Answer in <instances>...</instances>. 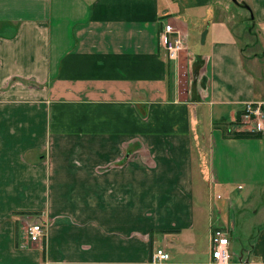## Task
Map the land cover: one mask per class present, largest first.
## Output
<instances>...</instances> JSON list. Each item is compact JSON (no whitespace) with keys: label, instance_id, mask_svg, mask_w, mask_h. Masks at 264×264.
<instances>
[{"label":"crops","instance_id":"1","mask_svg":"<svg viewBox=\"0 0 264 264\" xmlns=\"http://www.w3.org/2000/svg\"><path fill=\"white\" fill-rule=\"evenodd\" d=\"M212 1L0 0V264H153L155 247L169 253L156 264H210V231L232 232L233 209L217 194L199 220L195 168L236 198L264 184V132L214 127L252 130L234 122L248 101L264 108V0H239L255 36L203 53L171 59L158 32L185 35L188 18L202 30ZM32 211L43 248L27 240ZM256 236L244 264H264V226Z\"/></svg>","mask_w":264,"mask_h":264},{"label":"rangeland","instance_id":"2","mask_svg":"<svg viewBox=\"0 0 264 264\" xmlns=\"http://www.w3.org/2000/svg\"><path fill=\"white\" fill-rule=\"evenodd\" d=\"M212 3L214 9L213 18L208 20L205 25L203 24L202 30L196 26L201 25L202 22L198 19L195 21L192 18H188L184 36L187 37L185 47L189 49L191 53H203L207 49L209 41L214 37L234 35L255 36L250 33L253 30V27L248 23V15L246 10L242 8L244 5L241 1L213 0ZM220 17L224 19L228 18L229 22H224ZM230 26L231 29H233L234 34L232 33V30H230ZM203 31H206L205 36H207V44H201L200 42ZM253 31L257 32L256 29ZM254 41H257V45L254 47L256 51H261V46L264 45V40L261 38H254ZM255 76L257 89H262L264 81L261 70L256 72ZM209 109L210 106H206L208 120ZM238 119L239 120L234 122V124H237L240 127H242V125L246 127L251 126L241 122L239 117ZM204 146L206 148V144ZM204 146L201 144L200 148L203 155L205 152ZM217 194L224 199H227V202L230 203L232 206L231 208L233 209L234 228L229 235L230 243L228 249L231 255L229 264H244L243 262L247 259V251L252 248L257 233L264 226V184L245 186L240 192L242 196L236 198L238 193L235 190L228 192L222 189H217V187L209 190L207 181H204V178L199 175L195 168L194 203L196 205V213H198L197 216L201 222H203L207 214L210 216V212H212V217L215 218V211L212 206L216 203ZM31 215L29 223H33L36 220V222L43 225L41 222L42 220L39 218L36 211H32ZM27 225L28 224H26V226ZM199 242L200 241H198V243ZM174 247H176L175 250H177L175 252L176 254L181 253L178 251L179 242L174 246L171 245L170 249L174 251ZM194 253L196 255L205 256L207 254L206 246L200 244V247H198V250ZM240 258L242 263L240 262Z\"/></svg>","mask_w":264,"mask_h":264},{"label":"built area","instance_id":"3","mask_svg":"<svg viewBox=\"0 0 264 264\" xmlns=\"http://www.w3.org/2000/svg\"><path fill=\"white\" fill-rule=\"evenodd\" d=\"M158 42L167 52L169 58L177 59L179 52L185 47V36L169 23H163L158 32ZM240 121L251 125L254 131L264 132V109L263 102L248 101L244 104ZM239 188L241 186H238ZM220 196L217 195V198ZM28 242L37 244L40 248L44 246L46 234L45 227L38 222L29 223L25 228ZM231 231L229 227H216L210 231V264H229L231 255L229 253V243ZM169 259V253L161 247H155L150 253L149 261L153 264L160 263Z\"/></svg>","mask_w":264,"mask_h":264},{"label":"trees","instance_id":"4","mask_svg":"<svg viewBox=\"0 0 264 264\" xmlns=\"http://www.w3.org/2000/svg\"><path fill=\"white\" fill-rule=\"evenodd\" d=\"M248 12L249 15L252 14L251 8L250 6H248L247 4H243ZM241 113V112H240ZM240 118V115L238 116ZM237 117L236 121L239 120ZM232 123H227V124H214V127L221 129L222 134L225 138H230V137H234V138H258L262 136V132L261 131H254V130H238L232 127L231 125ZM132 151V149H127L126 150V154H130ZM31 213V212H28ZM17 242V233H15V243Z\"/></svg>","mask_w":264,"mask_h":264},{"label":"water","instance_id":"5","mask_svg":"<svg viewBox=\"0 0 264 264\" xmlns=\"http://www.w3.org/2000/svg\"><path fill=\"white\" fill-rule=\"evenodd\" d=\"M234 1H236V0H234ZM205 34H206V31H203L201 34V40H200L201 43H204Z\"/></svg>","mask_w":264,"mask_h":264}]
</instances>
